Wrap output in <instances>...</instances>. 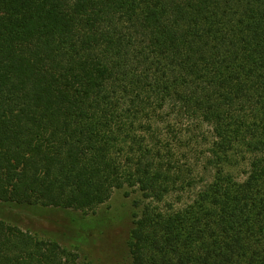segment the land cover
<instances>
[{
  "label": "trees",
  "instance_id": "obj_1",
  "mask_svg": "<svg viewBox=\"0 0 264 264\" xmlns=\"http://www.w3.org/2000/svg\"><path fill=\"white\" fill-rule=\"evenodd\" d=\"M117 191L130 264H264V0H0V264Z\"/></svg>",
  "mask_w": 264,
  "mask_h": 264
},
{
  "label": "rangeland",
  "instance_id": "obj_2",
  "mask_svg": "<svg viewBox=\"0 0 264 264\" xmlns=\"http://www.w3.org/2000/svg\"><path fill=\"white\" fill-rule=\"evenodd\" d=\"M133 214L134 196L117 191L95 211L59 209L49 213V221L34 224L50 234L66 230L68 233L59 241L77 246L81 257L90 264H130L128 238Z\"/></svg>",
  "mask_w": 264,
  "mask_h": 264
}]
</instances>
